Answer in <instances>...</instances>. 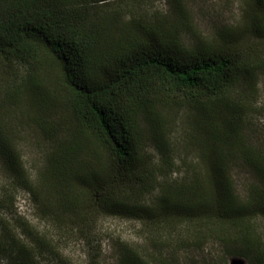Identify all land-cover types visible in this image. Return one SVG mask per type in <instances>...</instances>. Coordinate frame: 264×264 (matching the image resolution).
I'll return each mask as SVG.
<instances>
[{"label": "trees", "instance_id": "1", "mask_svg": "<svg viewBox=\"0 0 264 264\" xmlns=\"http://www.w3.org/2000/svg\"><path fill=\"white\" fill-rule=\"evenodd\" d=\"M243 1L236 32L186 43L178 22L135 13L139 0H0V208L23 189L56 219L140 221L156 254L122 242L117 264H155L174 245L211 240L222 250L207 264L231 256L264 264L256 224L264 219V141L245 122L264 71V0ZM171 4L187 17L183 0ZM166 107L187 108L197 166L160 181L175 165L163 144ZM25 126L50 142L35 181L15 144ZM236 166L251 175L243 195ZM36 241L13 234L0 216L3 264H39Z\"/></svg>", "mask_w": 264, "mask_h": 264}, {"label": "rangeland", "instance_id": "2", "mask_svg": "<svg viewBox=\"0 0 264 264\" xmlns=\"http://www.w3.org/2000/svg\"><path fill=\"white\" fill-rule=\"evenodd\" d=\"M183 2L186 19L179 18V14L174 12L171 0H139L134 12L147 16L158 13L164 15L167 23L178 22L182 38L186 43L192 42L195 37L211 38L220 33L226 34L228 31L236 32L234 27L244 23L241 14L243 0H183ZM162 110L161 120L164 124L170 125L165 131L163 144L167 147L166 153L173 159L175 165L172 168L173 171L159 180L163 181L166 178L178 180L184 175L186 177L197 166V151L186 133L188 110L176 107H166ZM63 113L69 114L68 111H62L65 119H61L60 126L70 128V117L66 118ZM245 122L247 132L263 142L264 71L259 75L258 90ZM141 123L148 130L153 127L145 118L141 120ZM22 128L24 130L15 144L22 152L28 174L35 181L44 164L45 152L49 150L50 142L37 128L29 126ZM147 136L145 146L149 157L156 159L159 152L152 136L149 133ZM6 176L7 173L0 166V190L2 184H6ZM233 178L236 191L240 195L245 194L251 181L250 173L245 168L236 166L233 170ZM146 199L150 198L146 196ZM40 208V205L34 203L23 189L15 194L12 207L0 208V216L7 222L13 234H17L32 245H38L36 240H40L41 253H38L36 257L39 264H117L118 245L122 242L135 246L139 251L146 249L156 254L151 247L152 242L144 239L146 228L138 220L115 215L94 217L89 222L81 221L79 218L72 219L69 216H60L56 219L52 212L42 214L40 212L42 208ZM256 224L264 230V219H258ZM33 237L38 238L34 241ZM221 250L220 244L213 240L198 249L174 245L163 251L164 257H156L155 264H207L215 261L221 254ZM238 257L240 256L224 257V259L226 264H230L232 258ZM243 259L246 262V259ZM3 262L0 261L1 264Z\"/></svg>", "mask_w": 264, "mask_h": 264}, {"label": "water", "instance_id": "3", "mask_svg": "<svg viewBox=\"0 0 264 264\" xmlns=\"http://www.w3.org/2000/svg\"><path fill=\"white\" fill-rule=\"evenodd\" d=\"M245 263H246L245 260L243 258H240V257L232 258L230 260V264H245Z\"/></svg>", "mask_w": 264, "mask_h": 264}]
</instances>
